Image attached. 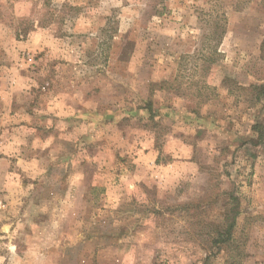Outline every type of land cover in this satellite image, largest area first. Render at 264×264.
Returning <instances> with one entry per match:
<instances>
[{
  "label": "rangeland",
  "instance_id": "374dc122",
  "mask_svg": "<svg viewBox=\"0 0 264 264\" xmlns=\"http://www.w3.org/2000/svg\"><path fill=\"white\" fill-rule=\"evenodd\" d=\"M263 81L264 0H0V264H264Z\"/></svg>",
  "mask_w": 264,
  "mask_h": 264
},
{
  "label": "trees",
  "instance_id": "16d2710c",
  "mask_svg": "<svg viewBox=\"0 0 264 264\" xmlns=\"http://www.w3.org/2000/svg\"><path fill=\"white\" fill-rule=\"evenodd\" d=\"M211 27H212V34H211V40L216 41L220 39L224 33L226 32V24H227V19L226 15L223 12L222 15H217L216 17H213L212 20H210ZM215 48V47H213ZM244 90L248 91V97L250 100L254 103H262L264 100V81L261 83H255L251 84L249 86H243ZM148 103V111L152 115L153 111L151 108V103L147 101ZM263 104V103H262ZM261 104V105H262ZM252 131L258 135V138L262 137V129H264V119L262 120H257L253 125H252ZM229 238H225L224 242H227ZM217 242V241H216Z\"/></svg>",
  "mask_w": 264,
  "mask_h": 264
}]
</instances>
